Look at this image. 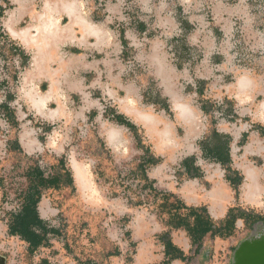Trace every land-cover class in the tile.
<instances>
[{"label":"rangeland","instance_id":"obj_1","mask_svg":"<svg viewBox=\"0 0 264 264\" xmlns=\"http://www.w3.org/2000/svg\"><path fill=\"white\" fill-rule=\"evenodd\" d=\"M87 1L91 2L93 8L92 18L103 23L108 21L109 28L114 32L128 28L132 34L131 41L139 42L135 48L128 47L123 59H120L124 82L133 87L129 96L135 102H129L128 107L122 104L120 109L116 104L115 107L120 112L134 107L139 110L145 126H139L137 133L143 147H148L146 153L157 154L153 139H164L173 145L175 141L180 143L181 139H202L215 128L232 138V168L241 175L249 169L247 167L258 172L260 182L255 175L252 184L260 191V207H249L238 202L241 208L235 207L239 210L235 211L236 218L230 229L218 230L220 236L209 237L207 241V255L203 262L232 264L233 251L238 244L264 226L263 221L254 219V216H258L264 220V139L258 137L256 132H250L246 144H239L242 135L251 130L252 125L264 127V0H222L229 4L241 3L245 11L241 19L234 21V32L224 36L215 30L213 17L207 9L210 3L204 4V8L195 7L189 14L176 10L174 4L172 10L175 18H184L195 26L188 34H181L180 31L166 34L156 28L153 13L143 15L139 0H120L122 19L119 20L107 19L105 10L111 0ZM148 1L151 6H158L164 0ZM140 21L149 24V30L143 34L135 31ZM157 40L168 44L166 52L173 64L176 61L174 46L179 41H184L186 47L194 48L188 47L190 51L183 54L178 83L185 102L196 110L193 112L196 121L191 127L172 123L168 115L148 103L151 101L149 96L159 91V84L149 73L145 62L151 53V42ZM214 55L221 57L220 63L211 61ZM101 68L104 71V67ZM93 76L94 73L88 75V80ZM196 79L206 82L201 98L195 93ZM103 82H106L105 77ZM125 96L126 93L119 92L116 98ZM225 98L230 102L231 114H224L220 110V106L223 110L227 107L223 104ZM200 101H209L210 114L205 115L199 110ZM103 103L113 105L109 100ZM72 106H81L80 100H74ZM146 119L151 124L146 125ZM21 120L22 127L31 124L37 129L42 147L28 154L19 153L11 145L8 147V141L14 139L15 132L0 126V191L6 195L5 199L0 197V257H3L5 264H133L137 242L127 246L132 237L131 233L126 234L128 226L135 216H154L161 201L145 187L137 172L142 158L140 155L145 150H134L136 154L132 159L120 162L111 155L103 139L97 137V126L91 130L87 128L93 120L74 118L68 127L60 122L55 123L50 135L46 133V128L43 131L41 124H38L40 121L29 111L21 113ZM123 132L132 138L130 131ZM51 135L52 139L49 138ZM189 146L190 151L181 150L174 157L167 156L169 154L166 152H161L162 156L157 154L161 159L159 168H164L165 172L161 182L176 181L180 184L187 180L180 176L178 163L187 155L201 156L198 144L191 143ZM60 159L64 160L65 168L71 172L73 162H77L87 174V179L83 187L77 183L78 186L74 184L73 188L43 192L40 216L55 232L47 236L46 246L39 247L33 255H29L26 243L6 234L9 215L19 209L20 191L27 186L26 170L38 166L47 176L59 172ZM198 165L204 173L217 174L218 177L224 175L219 164L201 159ZM157 183L160 184L159 181ZM206 183L210 186L213 181L206 180ZM242 184L238 187V194H242ZM244 192L248 200L254 196L248 193L246 186ZM215 194L213 204L220 202L225 195L221 185L213 189L212 195ZM130 206H133V215L129 212Z\"/></svg>","mask_w":264,"mask_h":264},{"label":"crops","instance_id":"obj_2","mask_svg":"<svg viewBox=\"0 0 264 264\" xmlns=\"http://www.w3.org/2000/svg\"><path fill=\"white\" fill-rule=\"evenodd\" d=\"M172 2L164 0L159 2L158 6H151L150 1L139 0V7L143 15L153 13L156 28L166 34L179 31L181 34H188V32H185L183 24L187 23L191 30L195 26L184 18L185 21L175 18L176 14L172 10L174 4L177 6L176 10L179 9L181 13L189 14L195 7L204 8V4L210 3L207 9L213 17L215 30L221 32L223 36L233 33L235 30L234 21L245 15L241 3L229 4L222 0H203V2L202 0H172ZM6 3L8 8L4 11L1 19V27L7 38L29 56L27 66L19 74L17 82L10 84L9 88H0V105L6 102L7 92L13 95V100L8 102V106L13 111V121L17 123V126L7 122L1 112L0 126L2 125L8 131L15 132L14 139H11L10 142H16L19 147L18 152H27L28 154L42 147L37 129L31 124L30 126H21V113L26 114L29 111L31 115L40 121L38 124H41L43 131H45V128H49L46 132L48 135L52 133L53 124L55 123L60 122L63 126L68 127L72 124L74 118L87 119V121L93 120L87 125V128L91 130L97 126V137L103 139L105 146L115 160L121 162L122 160L132 159L136 154L135 151L139 149L134 134L126 127L111 120V113H107V111L113 110L116 114L124 116L137 130L139 126H143V128L145 126L142 123L144 119L141 113L135 107L129 110L130 113L126 112L127 109L120 112L115 107L116 104L120 109L121 104L128 107L129 102H135L129 96L133 87L124 82L123 65L120 61L126 54L128 47L133 46L135 48L139 44L137 40L132 39L134 42L131 41V31H128V28H122L119 29V33L114 32L109 28L108 21L105 20L103 23L97 21L94 17L92 18L93 8L91 2L87 0H6ZM105 12L107 13V19H122L120 0H111L107 4ZM140 24H143L144 29L141 30L137 26L135 29L137 33L143 34L149 30V24L142 21H140ZM150 46L151 53L145 62L149 67V73L159 84V91L155 92L152 97L158 96L159 101H165L168 110H164L151 101L148 103L153 107H158V111L168 115L172 123L175 122L181 127H191L196 121L193 113L196 110L193 109L191 104L185 102L179 88V73L182 68L177 66V60L174 64L173 61H170L166 52L167 43L164 44V42L157 40L151 42ZM188 47L190 46L188 45ZM190 48L194 49L193 47ZM211 61L220 63L221 57L214 55ZM15 63H19V61L15 59ZM101 66L104 67V71H102ZM91 73H94V76L91 80H88L87 77ZM103 77L106 78V82H103ZM200 81L203 80H195V93L198 97L197 88H199L198 82ZM203 82L206 85V82ZM204 85L201 88V97L204 96ZM119 92L126 93L125 98H116ZM77 99L80 100L81 106L75 108L72 103ZM104 100L112 101L113 105L109 104V106L113 107L104 105ZM225 100L228 99L225 98ZM180 107L187 108L191 117L183 116L181 110H179ZM199 110L202 112L200 106ZM255 126L252 125L251 130L245 133L256 132L258 137L262 138L259 132L255 130ZM123 130L130 131L133 134L132 138H128ZM247 137L243 146L247 142ZM49 138L52 139V135ZM201 140L181 139L180 143L175 141L172 145L161 139L162 147H159L158 140H152V142L156 144L155 151L157 154L162 156L161 152H166V154H169L167 156L174 157L181 150L190 151L189 145L191 143L199 144ZM231 144L232 138L230 156ZM139 150L141 151V149ZM157 154L151 153L153 158L160 159ZM200 154V158L195 155H187L181 158L178 163V172L180 176L187 180L180 184L176 181L171 183L160 181L165 175L164 168H159L161 159L156 165L146 168L145 177L149 182L147 189H151L149 191L154 194V197L155 194L159 198H161V195H171L170 202L174 201L183 205L185 210H182L181 214L188 217L189 225H187L188 228L181 227L177 229L167 225L168 216L165 213L161 214L158 208L162 201L157 204L158 211L154 216L133 217V221H131L128 231H126V234L131 233L132 236L127 246L137 242L133 264H163L167 258L160 237L165 233H168L172 245L188 258V262L173 260L170 264H207L206 261L203 262L202 260L206 258L207 241L211 235L210 233L206 234L199 241L197 249L199 238L193 234L192 230L196 217L189 216L187 209L203 208L205 210V213H201L203 218L208 217L213 230L217 231L224 229L229 209L233 207L241 208L237 205L238 202L247 204L245 206L249 207H260L261 195L259 190H257V196L254 194L249 200L245 198V173L243 175L239 173L242 177L244 176L243 188L242 194L236 196L235 191L225 180V171L223 177L219 176L220 178L217 174L204 173L198 165V160H208L203 159L201 150ZM143 155L144 152L140 157ZM190 156L196 158L195 165L200 168L202 174L199 178H186L182 169H179L180 163ZM247 168L252 170L250 167ZM252 171L257 176V181L260 182L258 172L256 170ZM70 173L74 187V184L77 185V183L73 171H70ZM85 178L87 179L86 173ZM174 179H176L175 176ZM156 180L159 181V185ZM206 180H212L213 183L208 186ZM218 185L223 187L225 195L220 202L213 204L212 191ZM2 193L0 191V197H2ZM41 203L40 200L36 208L39 218H41ZM132 207L130 206L131 211L129 212L133 215ZM197 215H200V213ZM5 232L9 237H17L8 234V227ZM130 243L133 244L130 245ZM0 264H5L3 257H0Z\"/></svg>","mask_w":264,"mask_h":264},{"label":"trees","instance_id":"obj_3","mask_svg":"<svg viewBox=\"0 0 264 264\" xmlns=\"http://www.w3.org/2000/svg\"><path fill=\"white\" fill-rule=\"evenodd\" d=\"M4 4L5 6L3 7ZM8 8L6 0H0V88H9L10 84H14L18 80L19 74L24 70L29 61V56L15 43L10 41L5 32L1 27V19L4 15V11ZM141 30L144 29L143 24L138 23ZM185 32H189L191 28L187 23L183 24ZM187 51H190V48L186 47L184 41H179L177 45L174 46V56L176 57L177 66L182 67L183 54H186ZM15 59L19 61L18 65H15ZM11 63V65H9ZM204 85L203 81L198 82L197 93L199 98L202 96V86ZM151 102L153 104H158L164 110H168L167 104L165 101H159V97H151ZM13 100V95L7 92L6 102L0 105V112L7 122L17 126V123L13 121V111L8 106V102ZM224 105H227L226 109L223 110V107L220 106V110L224 114H231L232 109L230 107V102L227 100L223 101ZM200 108L205 115L210 114L209 101H200ZM111 113V120L117 124L126 127L129 129L135 136L137 147L139 149H144L145 153L148 152V148L143 147L141 140L137 133V128L130 123L124 116L116 114L113 110L107 111ZM49 129V128H48ZM47 129V130H48ZM255 130L259 132L260 136L264 138V127L255 126ZM247 133L242 135L240 145L243 146L245 143ZM230 143L231 137L227 134L218 132L215 128L212 129L206 136L202 138L199 142V148L202 153V157L205 160L219 164L220 167L225 171V180L229 183L230 187L235 191V195L238 196V187L242 184L243 177L239 174L238 171L232 169V161L230 156ZM10 145L15 151H19V147L16 142H8V147ZM144 153L141 161L138 165L137 172L140 175L141 180L145 182V187L148 188L149 182L145 177V170L148 166L156 165L159 163L160 159H155L152 155ZM196 158L190 156L185 158L179 165V169H182L183 174L186 178L193 179L199 178L202 176L200 168L195 165ZM59 172L51 173L45 175V173L38 166L29 167L24 176L26 178L27 186L25 189L20 191L19 194V209L16 213L9 215L8 221V234L10 236H17L19 239L27 244V252L29 255H33L39 247L46 246L48 244V235L54 233L55 231L52 228H49L47 223L39 218L37 213V204L42 198L43 192L49 189L59 190L63 187L73 188V179L71 177L70 171L65 168V163L63 159H60L58 162ZM151 191V189H149ZM6 195L3 191L2 199H5ZM156 198V194H155ZM171 195H161V203L159 204V212L166 214L167 225L172 228H181L187 227L189 225L188 217L181 214L182 210H185L183 205H180L178 202H170ZM235 207L229 209L226 215V222L224 224L225 230L230 229L233 224L235 216ZM188 215L195 216V221L192 226L193 234H195L198 239L197 249L199 247V241L208 233L211 237L220 236L218 230L215 231L212 228V225L209 222L208 217L203 218L201 213H205L203 208L201 209H187ZM200 213V215H197ZM241 216V214H237ZM255 220H261L264 223L263 219H260L258 216H254ZM223 236V235H222ZM160 240L163 242L165 247L166 260L163 264H170L173 260H181L188 262V258L183 255L177 248H175L168 236V233L163 234L160 237Z\"/></svg>","mask_w":264,"mask_h":264},{"label":"water","instance_id":"obj_4","mask_svg":"<svg viewBox=\"0 0 264 264\" xmlns=\"http://www.w3.org/2000/svg\"><path fill=\"white\" fill-rule=\"evenodd\" d=\"M232 264H264V226L238 244Z\"/></svg>","mask_w":264,"mask_h":264},{"label":"bare ground","instance_id":"obj_5","mask_svg":"<svg viewBox=\"0 0 264 264\" xmlns=\"http://www.w3.org/2000/svg\"><path fill=\"white\" fill-rule=\"evenodd\" d=\"M127 108V107H126ZM179 110H181L180 112L183 114V116H188V117H191L190 116V112H188V110H187V108H181L180 107V109ZM126 112H129V110L127 109L126 110ZM130 113V112H129ZM145 123H146V125L149 123V124H151V122H149V120L148 119H146L145 120ZM147 127V126H146ZM149 127V126H148ZM150 130V129H149ZM153 129H151L150 131H152ZM152 134H153V132H152ZM154 141H156V140H158V145H159V147L162 145V142H161V139H153ZM72 170H73V173H74V177H75V180H76V183H78L79 185L81 184V187H82V185H83V182H85L86 180V178H85V173H84V171H83V169L77 164V162H73V168H72ZM245 177H246V187H247V190H248V193L250 192L251 194L250 195H254V194H256L257 195V193H258V188L257 187H255L252 183H253V181L255 180V174H254V172L252 171V170H250V169H246L245 170ZM247 193V194H248ZM213 197H216V194L215 195H212Z\"/></svg>","mask_w":264,"mask_h":264}]
</instances>
